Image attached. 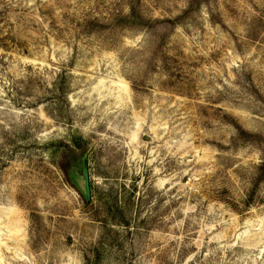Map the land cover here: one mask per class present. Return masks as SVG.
Listing matches in <instances>:
<instances>
[{"label": "rangeland", "instance_id": "obj_1", "mask_svg": "<svg viewBox=\"0 0 264 264\" xmlns=\"http://www.w3.org/2000/svg\"><path fill=\"white\" fill-rule=\"evenodd\" d=\"M263 163L264 0H0V264H264Z\"/></svg>", "mask_w": 264, "mask_h": 264}, {"label": "trees", "instance_id": "obj_2", "mask_svg": "<svg viewBox=\"0 0 264 264\" xmlns=\"http://www.w3.org/2000/svg\"><path fill=\"white\" fill-rule=\"evenodd\" d=\"M199 2H200V0H195V5L197 6ZM167 22H169V21H167ZM170 24H172V22H170ZM238 132H239V138H243V136H247L248 138L249 137L253 138L256 136V135H254L252 133H248L242 129H239ZM63 156H64V160L66 161V164H67V169L71 170L73 167V164L78 160L77 153L75 151H73L72 149L67 148L66 151L64 152ZM257 178H258L256 180L257 182L255 181L254 186H253V190H252L253 193L257 188L258 182L264 178V163L262 165H260V167H259V174H258Z\"/></svg>", "mask_w": 264, "mask_h": 264}, {"label": "water", "instance_id": "obj_3", "mask_svg": "<svg viewBox=\"0 0 264 264\" xmlns=\"http://www.w3.org/2000/svg\"><path fill=\"white\" fill-rule=\"evenodd\" d=\"M80 187L85 195L86 202L90 203L92 200V192L90 185V173L87 155H84L82 161V176L79 181Z\"/></svg>", "mask_w": 264, "mask_h": 264}]
</instances>
